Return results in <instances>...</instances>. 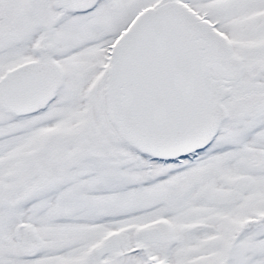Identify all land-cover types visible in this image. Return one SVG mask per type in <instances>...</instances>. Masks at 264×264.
I'll return each instance as SVG.
<instances>
[{"label":"snow or ice","instance_id":"6c2138e0","mask_svg":"<svg viewBox=\"0 0 264 264\" xmlns=\"http://www.w3.org/2000/svg\"><path fill=\"white\" fill-rule=\"evenodd\" d=\"M0 264H264V0H0Z\"/></svg>","mask_w":264,"mask_h":264}]
</instances>
